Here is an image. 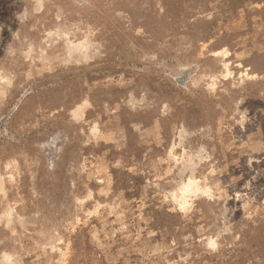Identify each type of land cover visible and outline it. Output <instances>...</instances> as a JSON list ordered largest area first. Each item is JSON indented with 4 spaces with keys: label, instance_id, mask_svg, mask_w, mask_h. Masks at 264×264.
Instances as JSON below:
<instances>
[{
    "label": "rangeland",
    "instance_id": "rangeland-1",
    "mask_svg": "<svg viewBox=\"0 0 264 264\" xmlns=\"http://www.w3.org/2000/svg\"><path fill=\"white\" fill-rule=\"evenodd\" d=\"M0 264H264V0H0Z\"/></svg>",
    "mask_w": 264,
    "mask_h": 264
}]
</instances>
